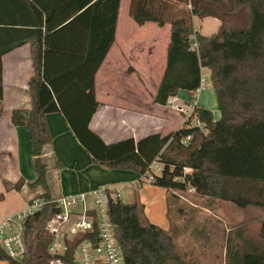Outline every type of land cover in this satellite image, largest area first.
I'll list each match as a JSON object with an SVG mask.
<instances>
[{"label":"trees","instance_id":"trees-1","mask_svg":"<svg viewBox=\"0 0 264 264\" xmlns=\"http://www.w3.org/2000/svg\"><path fill=\"white\" fill-rule=\"evenodd\" d=\"M120 3L96 0L102 22L92 25L80 18L90 6L72 15L78 9L71 6L50 10L40 0H0V100L4 97L3 55L31 43L32 107L24 117L36 172L28 183L30 190L40 188L42 193L35 197L49 202L55 198L49 186L48 160L52 159L54 168L59 161L47 152L52 139L46 116L58 111L80 145L107 168L144 175L157 161L162 170L151 182L166 188L170 196L194 188L199 195L238 208L264 209V0H130L129 14L138 25H171L167 64L154 102L166 105L180 92L193 97L201 86L203 69L208 68L221 117L215 119L211 110L197 106L195 115L203 127L190 118L168 134L156 132L139 140L128 137L107 143L90 123L100 104L95 77L115 41ZM195 16L219 19L217 31L202 34L194 26ZM24 112H15L14 119ZM25 184L21 177L14 188L21 190ZM59 210L50 202L28 217L24 233L28 252L23 258L6 257L9 264H50L51 236L45 226ZM110 215L128 264H189L176 250L172 226L167 231L151 222L140 202L112 198ZM260 236L264 240V222ZM245 247L229 249V264H264V250L246 243ZM75 248L76 242L71 243L61 256L65 264H80L74 260Z\"/></svg>","mask_w":264,"mask_h":264},{"label":"crops","instance_id":"crops-1","mask_svg":"<svg viewBox=\"0 0 264 264\" xmlns=\"http://www.w3.org/2000/svg\"><path fill=\"white\" fill-rule=\"evenodd\" d=\"M95 1L40 0V3L50 10L59 6L78 9L74 10L72 15L81 14L90 6L87 13L85 11L83 15L81 14L80 18L83 20L81 22L95 25L102 22L101 9L99 6L95 7ZM129 5L128 15L133 20L129 14ZM122 12L123 0L120 3L115 41L96 73V98L100 104L91 120V128L107 143L128 137L139 140L156 132L168 134L185 123L177 106L191 101L211 110L214 118L219 119L221 111L218 108V101L215 102L210 94L201 96L203 90L196 92L193 97L187 92H180L171 97L166 105L154 102L167 64L171 25L159 26L151 22L141 26L133 20L136 23L135 27L132 21L122 20ZM30 19L32 20V16L29 14L28 20ZM66 36L65 38H70L68 33ZM77 38H80L79 34H76ZM81 39L84 40V36L81 35ZM2 60L4 97L0 100V180L4 184V189L8 191L5 200L7 205L3 209L9 207L8 212L14 213L23 209L27 201L35 195L42 193L40 188L36 192L30 190L28 183L35 179L36 172L33 169L34 175L31 168H25L23 163V153H25V156H31L30 160L34 168L31 133L24 121L27 111L32 107L30 80L34 75V66L31 43L27 42L4 54ZM205 69L210 75V70L204 68L203 71ZM150 84L153 87V95ZM21 110L25 111V114H20L19 119H14L15 112ZM46 121L52 139L47 152L54 160L56 158L54 155L59 153L55 160L59 161L57 168L60 169L57 186L51 190L55 198L90 191L103 184L119 182L125 185L133 184L132 187L138 184L137 192L139 198L143 199L142 191L146 181H139L144 175L131 170L110 169L94 161L80 145L61 112L47 114ZM21 177L26 181L21 190L7 188L5 181L14 184ZM18 191H23L24 198L14 193ZM135 201L138 200L128 203ZM149 215L151 216L150 213ZM253 246L264 250V240L261 236ZM231 256H234L233 253ZM0 264H9V261L0 259Z\"/></svg>","mask_w":264,"mask_h":264},{"label":"rangeland","instance_id":"rangeland-1","mask_svg":"<svg viewBox=\"0 0 264 264\" xmlns=\"http://www.w3.org/2000/svg\"><path fill=\"white\" fill-rule=\"evenodd\" d=\"M128 5L129 0H123L122 20L128 19L136 27V23L128 15ZM178 7L180 6L178 5ZM181 7L185 8L186 6L181 5ZM193 21L195 27L205 35L214 33L220 24V21L214 17L200 18L195 16ZM203 75L207 76L209 81L207 69L203 71ZM213 89L209 81L208 86L200 95L210 94V97L212 96L214 101L217 102V93ZM150 91L153 95L151 84ZM180 113L184 118L183 121L186 122V115L181 111ZM58 154L56 155L58 156ZM56 155H54L56 157L55 160H57ZM30 157L25 156V153H23L24 167L31 168L32 172H34ZM48 161L50 163L48 171L49 186L51 190H54V187L57 186L56 182L60 169L53 167L50 157ZM156 172L159 173L160 171ZM137 185L122 190L123 201L128 203L138 200L144 204L145 215L151 222L167 231L171 225V234L174 236L176 250L189 264H229V249L243 250L246 248L244 243L253 245L255 241H259L261 225L264 220V209L253 207L247 209L238 208L230 202L202 196L191 189L187 192L176 191L177 196L173 197L170 196V192L166 188L152 184L149 180L144 182L143 199H140ZM7 188H14V184L7 182ZM7 193L8 191L4 189V184L0 180V213H2L0 217L12 214L7 210L9 207L3 209L7 205V201H5L8 197ZM14 193L24 198L23 191Z\"/></svg>","mask_w":264,"mask_h":264},{"label":"built area","instance_id":"built-area-1","mask_svg":"<svg viewBox=\"0 0 264 264\" xmlns=\"http://www.w3.org/2000/svg\"><path fill=\"white\" fill-rule=\"evenodd\" d=\"M194 46H197V42H194ZM208 84V78L203 76L197 92L204 90ZM197 106L195 101H191L178 105L177 109L186 115V121L191 118L193 124L203 127L202 121L195 115ZM161 170L160 163L154 161L139 182L153 181L156 171ZM132 186L103 184L90 191L61 195L51 200L60 210L45 226L51 236L48 246L52 256L50 264H65L61 256L66 255L73 242H76L74 260L80 264H128L110 215V201L112 198H122V190ZM191 190L195 191L194 188ZM50 202L35 197L23 209L0 217V259H18L27 254L24 236L27 219Z\"/></svg>","mask_w":264,"mask_h":264}]
</instances>
